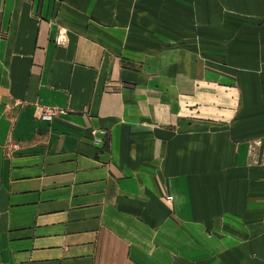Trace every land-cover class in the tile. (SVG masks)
<instances>
[{
  "label": "crops",
  "instance_id": "crops-1",
  "mask_svg": "<svg viewBox=\"0 0 264 264\" xmlns=\"http://www.w3.org/2000/svg\"><path fill=\"white\" fill-rule=\"evenodd\" d=\"M258 141L264 0H0V264H264Z\"/></svg>",
  "mask_w": 264,
  "mask_h": 264
},
{
  "label": "rangeland",
  "instance_id": "rangeland-1",
  "mask_svg": "<svg viewBox=\"0 0 264 264\" xmlns=\"http://www.w3.org/2000/svg\"><path fill=\"white\" fill-rule=\"evenodd\" d=\"M250 154L253 155V157ZM250 154V158L252 157L256 164L264 166V141L251 143Z\"/></svg>",
  "mask_w": 264,
  "mask_h": 264
},
{
  "label": "built area",
  "instance_id": "built-area-1",
  "mask_svg": "<svg viewBox=\"0 0 264 264\" xmlns=\"http://www.w3.org/2000/svg\"><path fill=\"white\" fill-rule=\"evenodd\" d=\"M64 37L62 35L59 36V38L57 39V43H64ZM61 113L60 111H55V110H45L42 112V116H41V120H45V121H51L53 117H55L57 114ZM261 142V141H259ZM256 142V143H259Z\"/></svg>",
  "mask_w": 264,
  "mask_h": 264
}]
</instances>
